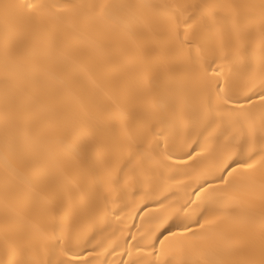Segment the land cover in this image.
Here are the masks:
<instances>
[{
	"label": "bare ground",
	"instance_id": "6f19581e",
	"mask_svg": "<svg viewBox=\"0 0 264 264\" xmlns=\"http://www.w3.org/2000/svg\"><path fill=\"white\" fill-rule=\"evenodd\" d=\"M262 157L264 0H0V264H264Z\"/></svg>",
	"mask_w": 264,
	"mask_h": 264
},
{
	"label": "snow or ice",
	"instance_id": "6c2138e0",
	"mask_svg": "<svg viewBox=\"0 0 264 264\" xmlns=\"http://www.w3.org/2000/svg\"><path fill=\"white\" fill-rule=\"evenodd\" d=\"M231 159V157L228 158V160H225L222 166V172L224 173V175L220 176V180L224 182L225 185H230L233 186V182L230 179H226L227 177H231L234 171L233 165L229 163V160ZM257 163H262L264 164V157L261 158V161H258ZM256 165L255 163H246L243 165V167L247 170V169H252L254 168ZM203 188V185L201 186ZM201 227H203V225H201ZM173 235H183V233H172Z\"/></svg>",
	"mask_w": 264,
	"mask_h": 264
}]
</instances>
